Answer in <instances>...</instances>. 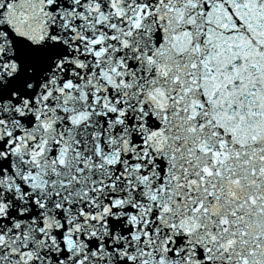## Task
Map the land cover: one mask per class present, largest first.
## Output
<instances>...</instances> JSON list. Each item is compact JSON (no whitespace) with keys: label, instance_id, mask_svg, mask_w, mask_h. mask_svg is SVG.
Here are the masks:
<instances>
[{"label":"snow or ice","instance_id":"6c2138e0","mask_svg":"<svg viewBox=\"0 0 264 264\" xmlns=\"http://www.w3.org/2000/svg\"><path fill=\"white\" fill-rule=\"evenodd\" d=\"M0 264H264V0H0Z\"/></svg>","mask_w":264,"mask_h":264}]
</instances>
